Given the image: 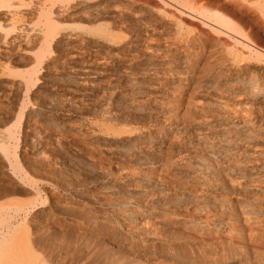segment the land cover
I'll return each mask as SVG.
<instances>
[{"label":"bare ground","instance_id":"6f19581e","mask_svg":"<svg viewBox=\"0 0 264 264\" xmlns=\"http://www.w3.org/2000/svg\"><path fill=\"white\" fill-rule=\"evenodd\" d=\"M28 18L36 19L37 23L33 22L34 26L28 23L27 26ZM21 46H26V50L36 48V59L45 56V52L50 56L49 51L53 52L52 49L56 53L60 51L62 58L65 57L60 61L62 65L70 61L80 63L76 68L69 66L70 71L80 75L87 74V68L92 64L104 67L115 65L113 71L120 69L126 88L118 93L119 98L125 92L122 95L127 98L125 103L131 105L130 109H134V105L141 110L146 106H143L144 102L150 103L154 96L164 99L159 101L158 107L155 106L161 111L162 124L154 128V131L160 132L158 141L153 144V135L147 129L138 127L116 128L108 122L97 121L85 131L81 125L75 129L77 134L74 135L91 139L92 143L87 145L90 149L86 148L94 153H89L93 158L96 154L97 159L101 157L100 161L109 159V156L139 160L140 164L137 162L132 169L116 166L120 169L118 173L115 170L113 173L111 167L105 169L117 173L119 181L136 180L133 190L138 191V197L144 199L133 204L127 201L103 203L97 209L78 202L82 206L71 211L70 207L75 206L80 199L77 198L75 203V193L67 186L70 185L68 180L65 182L69 184H62L69 188L59 183L53 185L65 195L55 202L56 210L59 207L67 208L68 215L76 216V224H82L84 228L91 227L92 232L101 230V223L111 225L116 232L124 235V239L129 242L125 246L132 250L131 253L136 251L139 254L146 251L147 244L158 243L162 258H178L187 264H194L198 253L203 257L206 254V258L215 264L223 259L225 249L231 248L235 254L246 252L245 240L261 246L264 241V116H260L261 107L264 106V0H0V57L2 60L6 58L2 56V50L10 52L17 48L20 49L18 53L23 51ZM40 59L35 62L40 64L43 57ZM35 70L38 69L14 70L0 60V72L12 76L13 83L14 80L18 83V89L29 90V85L32 86L38 79L34 80ZM99 73L108 74L103 68ZM12 84L8 86L12 88ZM226 92L239 98L235 96L230 103L226 100L228 97L225 99ZM8 94L0 96V114L3 117L10 108L6 104L10 100ZM22 105L18 112L14 110L18 114L8 112L12 116L16 114L14 124L12 121L9 123V116L8 120L0 116V126L3 127L0 134V168L13 182L14 190L7 188L8 182L5 184L7 194L14 193L10 190L19 196L28 192L34 195V199L32 197L29 198L31 201L27 199L19 202L16 198L14 200V193L11 195L14 202L0 201V264H41L28 251L31 245L27 243V248L21 244L22 239L18 240L23 225L30 222L34 225L32 227L38 226L42 221H48L53 214V210L48 209V199L41 200L40 193L45 191L36 184L38 181L40 183L41 178L34 181L37 176L33 178V173L42 168L40 173L45 171L44 174L48 172L52 177L53 173L59 171L53 169L58 160L52 156L53 160L49 158L51 153L46 155L43 149L35 150L37 142L34 141L40 139L36 136L41 128L36 119L39 116L37 104L33 105L32 110ZM113 107L109 105L107 109L104 108L105 119H111ZM20 124L31 129L32 134L36 132L37 135L34 134L28 142L27 132L23 131L26 134L23 138L25 143L22 142L24 146L28 144L27 148L34 143L32 149L36 152L32 154L39 160H30L24 152L27 148L18 151L17 140H20H16L19 136L16 137L15 129ZM62 129L57 126L52 130V134H55L51 145L53 151L59 147L58 140H69L72 134L70 131L67 136L69 130L63 132ZM191 129L198 132V147L194 146L196 138L194 135L192 137ZM73 141V144L78 142ZM83 149L80 151L84 152ZM191 152L194 154L192 158L188 157ZM54 153L57 154L56 151ZM154 154L168 161L157 166L152 162L147 163L145 160H152ZM192 159L196 160L190 161ZM30 168L40 170L34 172ZM144 168L146 171H143ZM152 168L158 169L154 171ZM24 169L33 171L32 175L30 172L28 175ZM46 179L43 182H48ZM234 193L238 196V208L228 196ZM22 241L25 243L26 240ZM102 247L106 249V244ZM128 248H124V251ZM253 251L257 256L256 262L264 264V254L260 255V248ZM107 258L111 256L107 254ZM129 259L127 263L132 262Z\"/></svg>","mask_w":264,"mask_h":264},{"label":"rangeland","instance_id":"374dc122","mask_svg":"<svg viewBox=\"0 0 264 264\" xmlns=\"http://www.w3.org/2000/svg\"><path fill=\"white\" fill-rule=\"evenodd\" d=\"M26 22L25 23L27 24V26H28V23L31 26H34L33 22L37 23L36 19H29V18L26 19ZM23 46H21L20 48L24 49L26 47V46L25 47H23ZM15 50H17V51H15ZM18 50H20V49H17V48L15 49L14 48L13 50H10V52L7 51V50H6V52H5V50H2V52H3L2 56H6V58L4 57L3 60H2V57H0V60H1L2 64H4V65L5 64H9V66L12 69H14V70L18 69V70H21V71L27 70V69H33V68L36 67V69H38V70H35L36 77L34 78V80L37 79V78L39 80L37 79V81L35 80L34 83L32 82L35 86L33 84H32V86L29 85V87L27 88V90L28 89L29 90L26 91L25 88H19L18 89V87L16 85L18 83H17L16 80H14V83H13V81H12L13 79H11L12 76L6 75V74L0 72V96L3 95V94L9 93L8 95H10V98H9L10 100H9V102L6 101V104H8V106L10 105L9 106L10 108H8V112L10 111L9 112L10 114L11 113L14 114V113L18 112L20 107L24 106L22 104H25L26 108H28L29 110L30 109L32 110L33 107H34L33 105L37 104L38 108H36V109L39 112V116H37V117L34 116V117H36L37 122L39 121L38 123H40L41 128L39 129V132H37L38 135L36 134V132H34V134L37 135V136L36 135L35 136L40 138V139H38L39 141L38 140L34 141V143H36V142L38 143V144L37 143L35 144V146H36L35 150L39 151V149H41V150L43 149L44 150L43 152H44V154L46 153V155L47 154L50 155V153H51L49 158H51V156H52V158L54 160H56V161L58 160L57 162H55L56 164H54L57 168L54 167L53 169H55L56 171L59 170L58 172L55 171L56 174L53 173V175L51 177L50 176L51 174L48 173V172L44 174L45 171L44 172L42 171V173H40L41 170H43L40 167L39 168L41 170L39 168H36V169L40 170L39 172L37 170V173L35 172L36 171L35 168L34 169L30 168L33 171L35 170L34 171L35 173H33V175H32L33 171L31 172L30 169H24L25 171H27L26 173H28V175H29V172H30L31 173L30 176L32 175L33 178L35 176H37V177H35L36 179H34V181L37 182L41 178L40 180L42 181V183H41V181H40V183L38 181L36 184L38 185V187L41 188V190L43 189L45 191V193H43V191H41L40 197L42 195V197H41L42 199L41 200H44V199L47 200L48 199L47 200V204H49V205H47V206L50 207L52 205V207L51 208L48 207V209H51V211L53 210V214H51V218L48 220L49 222L48 221H42L41 224H39L38 226H35V227H32L34 225H32L30 222L28 224H26V226L23 225L22 228H21L22 229L21 230V236L22 237L20 236L18 241H20L21 239L24 240V241L25 240L26 241L29 240L28 242L25 241L26 244L21 240V244H24V246L26 245V247L29 246L28 244H30L33 249H30L31 247L30 248L27 247L28 251L30 250V253L34 257H36V259H39V260H37V263H40V261H41V264H82V263L83 264H110V262H111V264H117V263L118 264H128V263L129 264H139V263L140 264H142V263L143 264H187V263L183 262L181 259L179 260L178 258H172V257H170V258L169 257H163L162 258V256H160V254H159V250H158L159 244L158 243H154L152 245L151 244H147L148 247L146 248V251L145 250L141 251V252H139V254H138V252L136 253V251H133L131 253L132 250L129 249L128 246H127V248H128L129 251L128 250L124 251V248L127 249L125 245H128L129 242L124 239V235L121 232H116L112 228L111 225L101 223L102 224V228L106 229V230L104 229L106 234H105V232H104V230L102 228L99 231L97 230V232H92L93 229L91 227L84 228L82 224H79V225L76 224L77 223V220L75 218L76 216L73 217L71 215H68L67 213L69 212V210L67 208L59 207L56 210L57 207L54 206L56 204L55 202H58V200L60 201L65 195H63L64 193L61 190H58L56 187H53V185H55V183H59V185L60 184L63 185L64 183H66L65 181H68V180H69L68 182L70 183V185H67L69 183H66L65 185L69 186L71 188V190L75 193V197H76L75 198V203H76V201L78 199H80V200L77 201L75 206H73L74 208L70 207L71 211L78 210V206L79 205L80 206H82V205L89 206L91 208L93 207V208L97 209L103 203L118 204L119 202L121 203V202L127 201L128 203L130 202V203L133 204V203H136L137 201H142L144 199V197H141V196L138 197L137 193H139V192L136 191V190H133V188H135L133 186H135V181L136 180L131 179L132 181L129 180V182H128V180L119 181L120 179H119V177H117L118 176L117 173H118V171L121 168L122 169L123 168L124 169H128V168L132 169V167H135L137 165V162L139 163V160H126V159L123 160L122 158L118 157L117 159H120V161H119V160L116 159V157L109 156L110 157L109 158V157L105 156V158H109V159H106V160L104 159L105 160L104 161L103 157H102L103 161H100L101 157L99 159H97L98 156L96 154L94 156L95 160H93L94 158H93V156L91 157L90 154H94V153H90V151L88 150L90 148H88V146H87V145H90L89 143H92L91 139H89V138L88 139H83V138H81L78 135H74L76 133L75 129L79 128L78 126L81 125L80 127H82V130L85 131L88 128H91V126H92L91 124L93 122L97 123V121L99 123L102 122V121L108 122V123L112 124L116 128H132V129H134V128L138 127L139 129H147V132L149 131L148 133H151V135H153V139H152V144H153L156 141H158V134L160 132V131H154V128H155V126L157 124L158 125L162 124L161 123L162 122L161 111L159 110V108H156L155 106L158 107V103H160L159 101H163L164 99L162 100V97H160L161 98L160 99L159 97L154 96L155 98L152 97V100H151L150 103H149V101L148 102H144L145 104H143V106L146 105V106H144L145 109H144V107H142L141 110H138V108H136V106H134V105H133L134 109H130L131 107H129V106H131V105H129V103H125L127 98H124L123 95H122V94H125V92L122 93L120 95V98H119V94H120L119 92L125 90L126 88H124V86H125L124 83L125 82H124V79H122L123 75L120 73V69L118 71H113L115 69V65H113V66L112 65H108L106 67H104L103 65H99L101 67L100 68L98 66V64H94V65L92 64L91 66H89L87 68L88 69L87 70V74L80 75L78 73H74V72L70 71V69H69L70 65H73V67L76 68L78 65L80 66V63L79 64H78V62L71 63L72 61H70L68 64L64 63L62 65V63L60 61H62L65 57L62 58V53H60L61 55L59 54L60 51L56 53V51L54 49H52L53 52L49 51V54L51 53L50 56L48 54H46V52H45V56L44 55L42 56L43 57V61L41 63H43V64L41 65V63L39 64V62H35L36 60L39 61V60H41L40 58H42V57H40L39 59H36L37 58L36 57L37 53L34 54L35 52H37L36 48H33L32 50L24 49L26 51V53L24 52V50L23 51L21 50L18 53ZM54 52H55V54H58V55H55ZM16 53H18V54H16ZM47 53H48V51H47ZM10 54L13 57L10 56ZM34 57H36V58H34ZM16 58L18 59V61H17ZM53 58L54 59L57 58V59L54 60ZM56 60H58V61H56ZM22 61H23V63H22ZM44 61H45L46 64L44 63ZM53 61L54 62L56 61L55 62L56 64H54ZM47 66H49V69H46ZM16 67H18V68H16ZM65 68L66 69L68 68L69 72L67 71L68 69L65 70ZM102 68L106 69V72H108L107 75H105V74L102 75L101 73H99L100 70H102ZM57 70H60V71H57ZM63 70H65V71H63ZM70 72H72V73H70ZM109 72H111L110 75H109ZM73 73L76 74V75H74ZM112 74H113V76H112ZM13 77H14V79H17V77H15V76H13ZM79 82H80L81 85L79 84ZM11 84H12V88H10ZM13 85H15V87ZM15 89H17V90H15ZM12 90H15V91H12ZM108 91H110V92H108ZM152 92L155 93L154 91H152ZM228 93L229 92L225 93V99L228 97L226 100H228V102L231 103V101L234 100V97L236 95H234V94L231 95L229 93L231 95L230 96ZM232 96H233V99H232ZM237 97L238 96H236V99H237ZM31 98H33V99H31ZM230 98H231V100H230ZM21 99H22V101H21ZM116 100H118V101H116ZM11 101H13V102H11ZM71 101H74V102L71 103ZM154 101H156V102L154 103ZM57 103H59V104H57ZM70 103H71V105H69ZM120 103L123 104V105H121ZM124 104H125V106H128V107H125ZM61 105H62V107H61ZM109 105H113L114 106L113 107V111L114 112L116 111L115 112L116 114L112 111L113 115L111 116V119L107 118V117L105 119L104 118V116H105L104 111H105V109L108 108ZM8 106L6 105V107H8ZM106 106H107V108H106ZM149 106L151 107V110H150ZM39 107H41V108H39ZM116 107L119 108V109H117ZM153 107H155L154 110H153ZM126 108H129L130 110L126 109ZM263 109H264V106L261 107L260 116L261 115L264 116V110ZM8 112L5 113L6 115L4 117L2 116V114H0V116L3 119L7 118V120H8V116H9L10 117L9 118V123L12 121L13 124H14L15 118L17 119L16 114H18V113H16L14 116H12V115H9ZM49 114H50V116H49ZM128 115H130V116H128ZM158 115H159V117H158ZM117 116H118V119H117ZM113 118H114V120L112 121ZM9 123H8V125L11 124V123L10 124ZM142 123H143V125H142ZM55 124H57V125H55ZM63 124H65V125H63ZM93 125H94V123H93ZM158 125L156 127H158ZM57 126H58V128H60V127H61V129L63 128L62 129L63 132L69 130V131H67V136L70 133H72V134H70V136H69V140L71 142H69V140H67V138H65L66 139L65 141H64V139H60L61 141L58 140L57 144H59V147L56 150L54 149L57 152V154H56V153H54L55 151H53L51 149V145L54 143L53 141H54V138H55V134L53 133L54 134V136H53L52 130H54V128H57ZM0 127H1L0 128V134H2V131H3L2 128L3 127L2 126H0ZM64 128H65V130H64ZM159 128H161V127H159ZM41 129L42 130L45 129V131L44 130L42 131ZM70 129H73V130H70ZM15 130H16V132H15L16 133V137L19 136V137L16 138V140L17 139L20 140L19 142L17 140V144H18V148L17 149H18V151H23V149L27 148V145H28L27 144V145L24 146L25 141H24L23 138H25V134H26L24 132H27L26 137L28 135L27 138H29V139H27V140H28V142H30V140L33 139V137H34V134H32L33 131L31 129L30 130L26 129L23 124L18 125V127L16 126ZM48 130H50V131H48ZM191 130H192L191 131L192 137L194 135V137L196 138V139H194V141H195L194 144L196 143L194 146L198 147V145H197V142H198L197 138L199 137V135L197 136L198 132L196 131V129H191ZM204 131H206V130H204ZM207 131H211V129L207 130ZM215 131H216V129H215ZM17 132H18V134H17ZM44 133H46L45 137L46 136L48 137L49 134H52V135H49V137L48 138L46 137L47 138L46 139L44 137V135H43ZM73 135H74V137H72ZM50 139L52 140L51 142L49 141ZM73 140L76 141V142L78 141L77 142L78 145ZM72 141L74 142V144L72 143ZM34 143H33V146H34ZM79 144H81L80 145L81 148H80ZM201 144H202V140H201ZM71 145H73V146H71ZM76 145H77V148H76ZM107 145H109V144H107ZM33 146H30V144H29V148H27L26 149L27 151L25 150L24 152L26 154H28L27 156L30 158V160H34V159L35 160H39L38 158L36 159L34 157V154H32V153L36 152L34 150V148L32 149ZM37 148H38V150H37ZM85 148H86V150H88V153H87V151H85ZM163 148H165V147L163 146ZM82 149H83L84 152L80 151ZM203 152H201V155H204L205 152L204 153ZM154 156L155 157L152 160H145V161L147 163H151L152 162L156 166L163 164L164 161L165 162L168 161V160H161V158H162L161 156L158 157V155H155V154H154ZM188 157L192 158V157H194V154L191 152V154L189 153ZM42 160H44V159H42ZM195 160L196 159H194V160L192 159L190 161H195ZM99 161H100L101 164L99 163ZM102 162H104V163L106 162L105 163L106 165L104 163H102ZM102 164H103V166H102ZM109 164L110 165L112 164V165L109 166ZM116 166L117 167L118 166H120V167L122 166V167L121 168L118 167V168H120L118 170L116 168ZM108 167H111L110 169L112 170L113 173H114V170L117 171V173L113 174L112 172L106 170V169H109ZM101 169L103 171H105V172H103ZM145 169L146 168H144L143 171H146ZM150 169H151V167H150ZM152 169L154 171H156L158 168H156V169L152 168ZM2 170L3 169L0 168V186L1 187L3 186L2 188L0 187V201L3 199L2 202L3 201L4 202H8V201L14 202L12 200L13 198H14V200L16 198L17 201H19V200L20 201L21 200L22 201H27V199L30 200L29 198H32V197H33L32 200L34 199V195L32 196L31 193L29 194L28 192L27 193L25 192L28 196L25 195V193H23L24 195H20L19 196L17 193H15V191H12V190H14V189H12V188H14L13 187V182L10 179H8L9 177H8L7 174H5L6 173L5 170L4 171H2ZM107 171L109 173H107ZM38 173H40L41 175L38 174ZM58 173L59 174L61 173L60 176H59ZM154 173H156V172H154ZM6 175H7V177H6ZM30 176H29V178H31ZM153 176H155V175H153ZM46 177H47L46 181H48L49 183L48 182H43V181H45L44 179ZM49 177H51V178H49ZM56 177H57V179H56ZM33 178H31V179H33ZM52 178H55V179H52ZM7 182L9 184L12 182L11 183L12 185H10L12 187H10L9 184H7ZM62 182H63V184H62ZM5 184H7V186H8L7 188H11L12 189V190L8 189V192L10 190L11 192H14L15 195H14V193L13 194H11V193L7 194V191H6L7 188H4ZM65 185H63V186L66 187V188H69V187H67ZM107 187H110V188H107ZM55 188H56V190H55ZM57 190L62 192V193L58 192ZM58 193H60L61 195L58 194ZM8 195L9 196L14 195V197L13 196L9 197ZM43 195L47 196V197H44ZM62 195H63V197H62ZM232 195H234V196H232ZM156 196L157 195H155L154 197L157 198ZM228 196L230 197V199L232 198L231 200L235 204V207H236V205H238V204H236L238 196L235 193L234 194H229ZM20 197H22V198H20ZM40 197H39V201H41ZM233 200L234 201L236 200V201L234 202ZM53 201H54V203H52ZM98 201H100V202H98ZM50 202H51V205H50ZM78 202L81 203L82 205L79 204ZM154 204H157V203L154 202ZM53 207H55V208H53ZM236 208H238V206ZM59 211L60 212L64 211L63 213L61 212L64 215L63 217H61L62 214H59ZM66 214H67V216H66ZM101 224H100V226H101ZM104 225H106V226H104ZM107 225H108V227H107ZM79 227H81V229ZM25 228L28 229V230L26 231ZM23 231H26V232H23ZM101 232H102V234H100ZM111 232H112L113 235L111 234ZM89 233H91V234H89ZM115 233H117V235ZM120 233L122 234L123 237L120 235ZM31 234H32V237H31ZM26 236H28V237H26ZM103 236L105 238H103ZM112 236H114V237H112ZM118 236H119V238H118ZM49 237H50V239H49ZM98 237H101L102 240L104 239L102 243H101L102 240H100L101 238H98ZM86 238H87V240H86ZM105 239L106 240L108 239V240L105 241ZM95 242H96V244H95ZM104 242L106 244V249H104L102 247L103 245L105 247V244H103ZM247 242L248 241L245 240L246 244L244 243V245L246 247V252L243 251L244 253L241 252V254L240 253L239 254H235V252H234L235 250H232L231 248L225 249V252H224L225 254H224V257H223L224 260L221 259L219 262H217L215 264H258L256 262L257 256H255L256 254H254L253 250L255 248H260V250L262 252V253H260V255L264 254V251H263L264 250V241L261 244V246L259 244H258L259 245L258 246V245H254V244H251L249 242L247 243ZM261 242H262V240L260 241V243ZM98 244L102 245V246L100 247ZM108 244H110V245H108ZM112 244H113V246H112ZM34 246L36 248H34ZM121 246H122V248H120ZM151 246H152V248H151ZM109 249H111L110 252H109ZM112 249L114 251H112ZM119 249H121V250H119ZM105 250L107 251L106 253L104 252ZM113 252H115V255H114ZM134 253H136L138 256L136 254H134ZM140 253H142V254H140ZM107 254L109 256H111V258L108 259L107 258ZM198 254H200V253H198ZM198 254L195 255V258H196L195 260L196 261L194 262V264H212L211 261L206 258V254L204 255L205 258L203 257V255H201V254L198 255ZM139 256H140V258H139ZM227 258H228V260H227ZM128 259H129V261L132 260V262H128L127 263L126 261H128ZM135 259L137 261L139 260V263ZM107 260H109L110 262L107 261ZM113 260L115 261V263H114Z\"/></svg>","mask_w":264,"mask_h":264}]
</instances>
